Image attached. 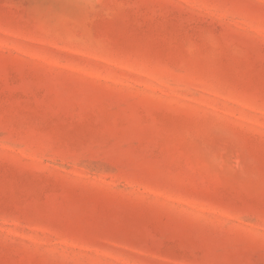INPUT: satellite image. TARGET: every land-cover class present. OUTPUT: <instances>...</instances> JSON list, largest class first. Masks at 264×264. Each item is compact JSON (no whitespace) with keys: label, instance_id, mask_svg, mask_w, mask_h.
Instances as JSON below:
<instances>
[{"label":"rangeland","instance_id":"374dc122","mask_svg":"<svg viewBox=\"0 0 264 264\" xmlns=\"http://www.w3.org/2000/svg\"><path fill=\"white\" fill-rule=\"evenodd\" d=\"M0 264H264V0H0Z\"/></svg>","mask_w":264,"mask_h":264}]
</instances>
